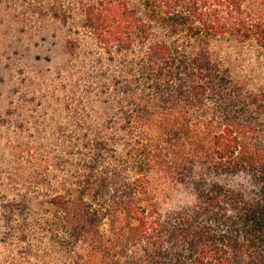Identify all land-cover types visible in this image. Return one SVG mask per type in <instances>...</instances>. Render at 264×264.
<instances>
[{"label": "trees", "instance_id": "1", "mask_svg": "<svg viewBox=\"0 0 264 264\" xmlns=\"http://www.w3.org/2000/svg\"><path fill=\"white\" fill-rule=\"evenodd\" d=\"M79 4L118 70L92 95L96 118L36 164L50 238L71 264H264V92L233 94L211 44L264 49V0ZM58 151L64 180L45 184Z\"/></svg>", "mask_w": 264, "mask_h": 264}, {"label": "rangeland", "instance_id": "2", "mask_svg": "<svg viewBox=\"0 0 264 264\" xmlns=\"http://www.w3.org/2000/svg\"><path fill=\"white\" fill-rule=\"evenodd\" d=\"M80 1L0 0V264H71L57 237L50 238L57 233L49 222L53 193L36 184V164H51L50 154L74 129L96 118L100 104L92 95L100 94L101 77L118 70L88 40ZM211 44L233 94L264 92V49L229 35ZM53 159L42 174L45 184L60 186L64 177L56 174L68 154Z\"/></svg>", "mask_w": 264, "mask_h": 264}]
</instances>
